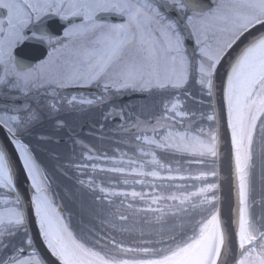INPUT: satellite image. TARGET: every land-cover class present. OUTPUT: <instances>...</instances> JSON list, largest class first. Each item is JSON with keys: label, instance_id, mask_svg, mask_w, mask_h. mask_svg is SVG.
Masks as SVG:
<instances>
[{"label": "snow or ice", "instance_id": "6c2138e0", "mask_svg": "<svg viewBox=\"0 0 264 264\" xmlns=\"http://www.w3.org/2000/svg\"><path fill=\"white\" fill-rule=\"evenodd\" d=\"M29 45L46 57L28 62L22 46ZM225 61L234 232L222 218L217 195V116L202 114L215 126L194 128L180 100L190 95V85L213 97ZM69 88H96L104 95L69 99ZM129 92L165 97L160 114L155 123L133 124L138 159L122 156L100 171L136 177L132 183L141 190H113L91 179L87 186L109 204L122 197L120 204L132 215L143 213L144 223L158 227L153 239H141L136 247L104 236L89 245L70 229L49 194L47 174L22 137L42 119V109L54 117L65 105L95 106ZM258 128L264 134V0H0V135L7 141L0 145V264H46L29 234L33 216L56 264H264V224L258 226L250 214ZM8 145L29 185L27 215ZM158 153L206 168L181 171Z\"/></svg>", "mask_w": 264, "mask_h": 264}, {"label": "flooded vegetation", "instance_id": "af4514ba", "mask_svg": "<svg viewBox=\"0 0 264 264\" xmlns=\"http://www.w3.org/2000/svg\"><path fill=\"white\" fill-rule=\"evenodd\" d=\"M111 22H119L114 18H109ZM59 28L60 35L63 34V28L59 24L54 25ZM22 52L30 63L38 62L43 55L46 57L44 50L33 52L31 45L22 46ZM91 94L71 95V88L65 90V94L70 99L72 96L85 99H96L100 95H104L102 90L92 88ZM190 95L181 96L180 100L183 104V110L189 113L190 119L193 121V127L196 128L195 122L204 121V128L207 130L212 126V122L202 119V107H204V98L199 86H189ZM131 97H134L130 99ZM165 99L158 94L149 95L146 93L129 92L125 95L116 96L114 100H110L112 104L98 103L95 106H79L72 108L65 105L63 110L58 112L54 117H48L46 109H42L45 113L42 119L37 122L30 131L22 137L23 141L28 143L33 152L35 159L42 169L47 170L49 179H65L72 180L71 174H81L82 157L86 150L91 148V140L93 137L101 138L109 133H115L119 137L126 138L131 135L134 143L129 146L135 147L136 129L133 124L139 119L142 123L147 121L155 123L156 117L161 111V100ZM207 105V104H206ZM115 112L118 116V129L113 128V119L109 117L110 113ZM123 117V118H122ZM188 121L186 120L185 123ZM179 127V124L177 125ZM49 150V151H48ZM42 161V162H41ZM52 161V170L49 169V163ZM68 163V164H66ZM68 166V169L66 170ZM89 167H87L88 170ZM77 171V172H76ZM79 176V174H78ZM87 177V178H86ZM85 180H90V176H85ZM264 202L255 200L250 196V214L257 225L264 224V213H260Z\"/></svg>", "mask_w": 264, "mask_h": 264}, {"label": "trees", "instance_id": "16d2710c", "mask_svg": "<svg viewBox=\"0 0 264 264\" xmlns=\"http://www.w3.org/2000/svg\"><path fill=\"white\" fill-rule=\"evenodd\" d=\"M205 102H209L208 98H204ZM203 115L207 113L206 108L202 107ZM197 127L200 126L198 121L195 122ZM213 127V126H212ZM103 149H99L100 153L105 151L107 167L112 166L113 159H119L120 157L132 158L130 155L134 151L131 147L122 146L120 142L109 140L108 143H103ZM254 152V167L252 169L251 184H250V196L255 200H261L264 202V134L257 129L255 143L253 145ZM124 156L123 154H126ZM159 158L166 164L170 163L173 168H181V171L185 169L196 172L201 169H205L206 166L202 165L197 167L195 165L190 166L186 161L180 157H173L170 154L158 153ZM92 172L100 174V171L95 168ZM106 175L102 179H93L97 185H102L106 188L119 190V191H131L133 189L141 190L140 185L132 183L136 177H122L120 174L104 172ZM99 178V177H98ZM127 178L130 183L125 185L122 180ZM159 183V182H157ZM178 183H199V182H178ZM145 191L148 189L145 187ZM4 193L0 191V196ZM99 192L92 191L90 199H86L87 202H83L80 205H73L74 209L71 210V230L74 235L83 242L89 245H93L96 239L100 236H104L108 239H116L117 242L123 243L125 246H138V242L141 239H153L155 236L156 225H149L144 223L143 217L145 214L132 215L131 210L127 209L126 203L120 204L122 197H113V203L109 204L105 200L98 199ZM130 199V198H129ZM136 205H140L142 202L137 200L133 202ZM119 212L128 216V220L122 221L119 219ZM264 210V206L262 207ZM262 209L260 213H262ZM264 213V212H263ZM141 231L144 232V236L140 235ZM110 247V246H109Z\"/></svg>", "mask_w": 264, "mask_h": 264}, {"label": "water", "instance_id": "95a60500", "mask_svg": "<svg viewBox=\"0 0 264 264\" xmlns=\"http://www.w3.org/2000/svg\"><path fill=\"white\" fill-rule=\"evenodd\" d=\"M227 68V61L223 62L222 67L219 69L216 78V90L215 95L212 97L214 115L220 124V152L221 158L219 161V173L221 179L218 181L220 189L218 196L220 197V208L222 212V218L225 221L230 231L234 232V197L235 190L233 188L232 180V168H231V139L230 130L227 129L226 124V105L223 100V82L225 79V69ZM87 89H74L71 92H83ZM7 141L4 135H0V145L6 144ZM9 158L13 161L17 171V192L21 196V199L25 201V210L27 215V206L30 199V189L25 175L22 172V164L19 162L18 155L15 153V149L12 145H8ZM29 234L34 239L39 252L41 253L42 259L46 261V264H56L55 258L51 257L46 250V246L43 245L41 238L39 237L38 224L34 222V216L29 217ZM233 247L235 248V239H233Z\"/></svg>", "mask_w": 264, "mask_h": 264}, {"label": "rangeland", "instance_id": "374dc122", "mask_svg": "<svg viewBox=\"0 0 264 264\" xmlns=\"http://www.w3.org/2000/svg\"><path fill=\"white\" fill-rule=\"evenodd\" d=\"M87 155H85L84 153H83V155L85 156V157H88L89 155H88V152L86 153ZM90 156L91 157H93L92 159H96V160H99V159H102V157L101 156H99V155H97L96 153H94V152H91L90 153ZM114 160H119V159H114ZM49 182H50V185H52V182H51V180L49 179ZM56 184H57V182H56ZM84 185H85V183H83ZM64 188V187H63ZM61 189V188H60ZM56 190V189H55ZM65 191H68V189L66 188L65 189ZM50 194V196L53 198V200H54V202H55V204L56 205H58L59 207H60V201L59 200H57L58 199V194L56 195V194H54V196L52 195V193L50 192L49 193ZM61 208V207H60Z\"/></svg>", "mask_w": 264, "mask_h": 264}, {"label": "bare ground", "instance_id": "6f19581e", "mask_svg": "<svg viewBox=\"0 0 264 264\" xmlns=\"http://www.w3.org/2000/svg\"><path fill=\"white\" fill-rule=\"evenodd\" d=\"M13 148H14V146H13ZM15 149V148H14ZM233 188H234V185H233ZM234 190H235V188H234ZM235 207H236V197H234V210H235ZM39 227V226H38Z\"/></svg>", "mask_w": 264, "mask_h": 264}]
</instances>
